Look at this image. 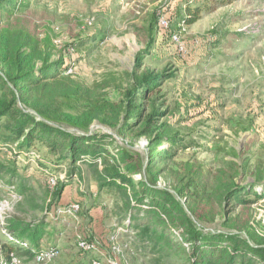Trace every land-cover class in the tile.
<instances>
[{"label":"rangeland","instance_id":"374dc122","mask_svg":"<svg viewBox=\"0 0 264 264\" xmlns=\"http://www.w3.org/2000/svg\"><path fill=\"white\" fill-rule=\"evenodd\" d=\"M8 9L0 11L3 44H22L36 67L56 63L45 79L56 108L92 117L87 132L111 134L112 150L130 146L146 163L171 153L157 159L158 185L174 190L192 182L201 226L264 237V0H12ZM195 12L199 19L186 23ZM39 143L34 155L0 142V162H13L19 176H69V162ZM87 175L72 177L61 195L60 180L55 187L45 176L34 182V199L44 209L53 204L56 226L67 224L62 236L86 234L98 243L86 256L75 240L47 264H93L92 256L104 264H155L125 226L123 195ZM4 176L0 199L9 189ZM233 184L248 186L242 201L227 195ZM251 184L261 199L249 193ZM21 201L13 200L10 214L40 215L23 212ZM74 202L82 206L76 217L64 211ZM23 261L39 264L26 254Z\"/></svg>","mask_w":264,"mask_h":264},{"label":"trees","instance_id":"16d2710c","mask_svg":"<svg viewBox=\"0 0 264 264\" xmlns=\"http://www.w3.org/2000/svg\"><path fill=\"white\" fill-rule=\"evenodd\" d=\"M11 1L0 0V11L9 10ZM198 19L195 12L189 14L185 21L192 24ZM1 37L4 38L0 35V142L3 147L13 144L19 151H33L34 155L38 153L36 145L40 142L57 157V161L69 162V176L62 180L56 178L54 187L61 181L58 195L69 184L67 181L74 176L83 178L84 173L88 174V180H94L107 192H120L129 216L125 226L128 232L138 237L140 251L153 253L155 264H264V237L249 231L244 237L240 233L208 229L199 224L201 214L194 205L199 190L195 193L190 191L192 182L174 190L158 185L162 171L156 166L157 159L165 161L171 153L157 156L154 153L146 163L142 155L130 146L112 150L109 145L112 140L107 142L112 138L111 134L87 132L92 117H68L52 103L45 79L47 71L56 63L44 62L43 66L36 67L30 54L23 51L22 44L13 49L5 46ZM150 79L147 77L144 81L148 83ZM119 131L123 132V126ZM2 174L5 175V185L9 188L14 186L21 195V203L26 207L23 212L40 215L28 218L10 214L7 217V231L2 235L4 243L0 245L1 257L8 260L10 253L15 252L22 261L24 254L35 260L43 248L53 247L58 251L60 248H73L75 240L81 250L78 245L80 236L67 239L62 236L68 233V226H56L58 220L52 218L53 204L44 209L33 197L37 188L34 182L41 183L45 176L51 185L55 174L45 170L39 176H19L13 162H0V178ZM238 187L233 184L227 191L235 202H239L241 193L248 189V186ZM249 189L256 200L262 198L263 194L256 190L254 184ZM83 237L94 241L86 234ZM58 240L63 242L58 244ZM97 244L95 241L94 249L81 251L86 256L98 252ZM92 258L93 264L101 260L100 256Z\"/></svg>","mask_w":264,"mask_h":264},{"label":"built area","instance_id":"2783aa9c","mask_svg":"<svg viewBox=\"0 0 264 264\" xmlns=\"http://www.w3.org/2000/svg\"><path fill=\"white\" fill-rule=\"evenodd\" d=\"M160 25L162 27L167 28L169 26V21L162 16L160 19ZM173 39L175 40L176 44L178 45V48L181 53L186 52V47L184 43L181 41V38L179 34H174ZM51 184L54 186L56 184V178L51 179ZM21 195H19L15 189L14 186L8 189L7 196L0 199V245L4 243L2 240V235L6 233V219L10 215V211L12 208V202L13 200L21 199ZM80 209V205L78 202H74L69 207L66 208V211L68 215H72L76 217V214L78 213ZM128 230V229H127ZM78 245L83 251H89L91 249L95 248V243L92 241L87 240L85 237L80 236L78 238ZM24 246H27L26 243H24ZM59 251L53 247H46L43 248L39 253L35 256V261L39 264H47L48 262L52 261L57 255ZM95 264H104V261L99 260L95 261ZM0 264H23L22 258L19 257L15 252L10 253V258L8 260L2 259L0 261ZM121 264H131L127 259L123 260Z\"/></svg>","mask_w":264,"mask_h":264}]
</instances>
